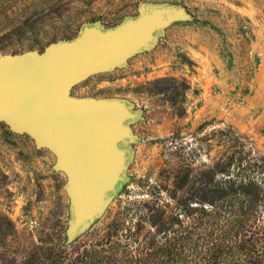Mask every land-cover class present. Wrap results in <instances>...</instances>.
<instances>
[{
    "label": "rangeland",
    "instance_id": "obj_1",
    "mask_svg": "<svg viewBox=\"0 0 264 264\" xmlns=\"http://www.w3.org/2000/svg\"><path fill=\"white\" fill-rule=\"evenodd\" d=\"M155 7L175 16L149 46L70 91L138 113L120 143L121 180L81 228L56 154L0 121V264H94V243L119 215L136 222L153 207L173 210L172 196L188 195L198 173L236 151L235 139L264 153V0H0V55L43 53L85 26L106 31ZM141 223L142 237L154 231Z\"/></svg>",
    "mask_w": 264,
    "mask_h": 264
},
{
    "label": "water",
    "instance_id": "obj_2",
    "mask_svg": "<svg viewBox=\"0 0 264 264\" xmlns=\"http://www.w3.org/2000/svg\"><path fill=\"white\" fill-rule=\"evenodd\" d=\"M174 16L170 7H155L106 31L85 26L77 39L51 44L43 53L0 55V121L56 154V167L70 178L76 230L101 211L106 193L121 180L126 152L120 143L132 139L126 123L138 113L119 98L75 97L70 91L149 46Z\"/></svg>",
    "mask_w": 264,
    "mask_h": 264
},
{
    "label": "trees",
    "instance_id": "obj_3",
    "mask_svg": "<svg viewBox=\"0 0 264 264\" xmlns=\"http://www.w3.org/2000/svg\"><path fill=\"white\" fill-rule=\"evenodd\" d=\"M235 143L236 151L198 173L190 194L172 196L173 210L138 216L154 231L142 237L131 211L119 215L107 240L94 243V264H264V153ZM191 171L177 178L179 190Z\"/></svg>",
    "mask_w": 264,
    "mask_h": 264
}]
</instances>
